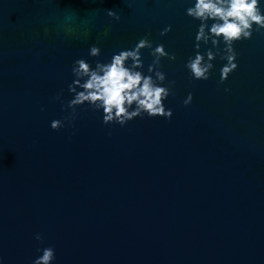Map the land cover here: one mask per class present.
<instances>
[{"label": "water", "instance_id": "95a60500", "mask_svg": "<svg viewBox=\"0 0 264 264\" xmlns=\"http://www.w3.org/2000/svg\"><path fill=\"white\" fill-rule=\"evenodd\" d=\"M134 2L152 7L0 0V256L30 264L51 244L54 264H264V32L236 42L238 68L223 83L217 59L208 80L190 84L183 61L198 21L184 15L186 0ZM57 7L82 18L59 17ZM106 9L122 20L110 22ZM73 23L89 35L59 28ZM166 23L173 29L161 36ZM147 28L177 52L163 61L177 81L172 118L105 125L80 108L75 130L52 129L64 114L52 97L70 95L72 61L110 57ZM94 42L99 57L88 56Z\"/></svg>", "mask_w": 264, "mask_h": 264}, {"label": "clouds", "instance_id": "9594fccd", "mask_svg": "<svg viewBox=\"0 0 264 264\" xmlns=\"http://www.w3.org/2000/svg\"><path fill=\"white\" fill-rule=\"evenodd\" d=\"M131 14L149 4H137L134 0H124ZM110 22H120L121 13L114 9L104 10ZM56 15L63 18H82L71 8L57 7ZM184 15L191 17L196 24L192 39V52L183 61L187 80L191 84L198 80H208L215 68L214 61H223L219 67L218 83H223L238 68L239 53L235 44L251 39L254 33L264 32V0H186ZM60 30L68 35L81 33L89 35L90 29L77 23L61 24ZM173 25L166 23L159 28L164 36L172 31ZM45 32L48 31L46 27ZM105 27L104 34L107 35ZM151 28H147L134 42L119 47L110 57L90 60L86 57L75 58L71 63L72 79L65 89H59L52 97L60 102L64 114L53 118L49 126L58 130L64 127L76 128L78 109L86 108L101 113L102 123L124 126L128 121L140 116H161L171 119L173 109L168 104L169 96H175L176 79H170L164 70L163 61L177 60V52L169 50L163 41L153 40ZM144 49L151 57L146 64ZM101 47L98 42L88 46L89 57H99ZM225 92L231 91L225 87ZM194 99L189 90L182 99L189 106ZM44 106L41 105V111ZM111 135V130H109ZM37 241H43L41 233H34ZM37 255L30 264H54L56 250L51 244L36 247ZM0 264H5L0 256Z\"/></svg>", "mask_w": 264, "mask_h": 264}]
</instances>
